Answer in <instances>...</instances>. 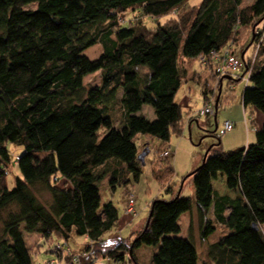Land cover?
I'll list each match as a JSON object with an SVG mask.
<instances>
[{"label":"trees","instance_id":"1","mask_svg":"<svg viewBox=\"0 0 264 264\" xmlns=\"http://www.w3.org/2000/svg\"><path fill=\"white\" fill-rule=\"evenodd\" d=\"M30 3L35 8H24ZM149 19L153 26L146 25ZM259 21L264 0H0V264L53 263L62 257L56 246L67 249L68 241L81 244L69 251L80 253L82 264H198L194 241L177 235L178 217L192 204L207 244L209 259L202 264H264V122L254 126L253 142L234 149H219L216 134L184 177L191 176L193 199L174 192L169 154L155 157L152 174L161 192L172 195L149 202L148 222L129 242L115 232L118 210L111 200L101 202L99 186L108 174L110 193L139 180L137 134L164 144L171 132H181L182 108L174 98L188 68H180L179 55L187 63L197 58L214 82L211 51L232 40L230 52H243L246 64L237 75L249 71L247 83L241 79L243 120L251 119L244 114L248 106L264 112V42L245 68ZM97 42L98 56L83 53ZM95 71L98 82L86 85ZM189 72L201 80L198 71ZM212 89L205 80L202 106L211 107ZM145 104L152 119L141 112ZM9 144L22 152L11 157ZM160 148L171 152L169 145ZM11 165L19 174L8 187ZM219 173L226 187H238L237 195L215 192L211 182ZM129 193L124 213L132 216L134 202L135 213L125 212ZM25 233L44 240L47 259L32 258L40 245L31 250ZM88 244L96 262L85 253ZM141 245L156 247L150 262H139L135 249Z\"/></svg>","mask_w":264,"mask_h":264},{"label":"rangeland","instance_id":"2","mask_svg":"<svg viewBox=\"0 0 264 264\" xmlns=\"http://www.w3.org/2000/svg\"><path fill=\"white\" fill-rule=\"evenodd\" d=\"M192 1H198V0H190ZM252 0H242V4L249 3ZM36 3H30L24 6V8H35ZM126 18H128L126 16ZM125 18V19H126ZM148 19V18H147ZM163 17L160 18L162 20ZM155 24L154 20H147V26H153ZM246 35V32L243 31L241 33V38L244 39V36ZM237 46V45H236ZM238 48V47H237ZM102 51V47L100 43L92 44L91 46L87 47L83 53L87 55L90 58L98 56V54ZM251 52V46L246 49V54L248 55ZM187 58L183 57L182 55H179L178 57V63L180 68L184 66L191 67L195 71H198L201 80L196 81L191 79L190 72L187 70V72L181 73V85L175 95V101L180 104L182 108V130L180 133L176 134L174 132L170 133L169 140L162 144L159 140L156 138H149V147H147V144H144L142 149L144 147L149 148L148 153L145 155L144 164L142 173L140 175V178L137 182H128L125 185H119L115 188L113 193L109 192V189L107 192L104 191L105 181L104 178L102 182L100 183V189H101V202L106 201L107 199L111 200L112 203L116 206L118 210V222L121 221V224H128L125 226L119 225V230L115 229L117 233L121 235L122 238H124L127 242L130 241V238L135 235V230H137L138 227H140L143 223L142 221L145 219L147 212H148V204L151 201V198L155 196V194L158 193L159 188V181L154 178L152 174V168L154 167L153 159L155 158V154H157V151H160L162 146L169 145V149L171 150V155L169 156V159L173 163L174 168V174L172 176V181L169 175L165 178H161L162 181L166 182L165 184L169 183V181L173 182V185L175 189L178 190V188H181V194L183 195H189L193 199V188H192V179L191 176H188L184 178L192 169L193 166L196 164L197 159L199 156H202L207 149V147L211 144L217 141V136H219V142L220 145H218V148L221 150H229L234 149L236 147L245 145V139L248 138L251 143L254 141L253 138V130L252 132H249V135L246 136L244 126L241 122H238L237 120L243 121V106L241 104L240 94L244 87V82L241 79H236L230 81L227 76L223 77L221 79V86L220 91L218 94V87L214 86V82L212 79L209 78V71L208 67L203 65L197 58L191 59L190 62H186ZM182 72V71H181ZM240 73V71L238 72ZM99 71H95L91 74L86 75L85 82L86 85L97 83L99 80ZM206 80L208 83V86L213 88L209 94L212 96V99L209 101V104L211 107L214 108V103L216 99V95H219L218 100L216 101V115L215 117L211 114H204L200 115L197 113V110L199 107L202 106L204 102V98L202 95V85L203 82ZM216 88V90H215ZM210 96V97H211ZM142 113H145L146 116L151 118V114L147 115V113H151V106L150 105H143L142 106ZM253 111V113L251 112ZM115 113H118L117 111ZM189 114L192 116L188 117ZM245 116L249 118L250 115L254 117V120L256 124H261L262 121H264V112L254 108V107H246L245 108ZM237 116V118H235ZM191 118V120H189ZM230 120L232 122H235L233 125V128L223 134L218 133V128L221 127L224 120ZM236 119V120H235ZM257 120V121H256ZM216 126V127H215ZM142 134H137L135 137V141L137 143H140ZM162 145V146H160ZM11 157H13L15 154H19L22 152L23 147L21 145H10L8 146ZM159 148V149H158ZM158 149V150H156ZM157 152V153H156ZM201 162V160H200ZM199 162V163H200ZM156 163V161H155ZM198 163V164H199ZM9 172L6 175V184L8 187H11L13 185V179L15 175L19 174V171L15 165H11L8 167ZM217 187L220 185L216 184ZM130 190L134 194V206L137 211L136 215L133 216L131 219H128L130 217L129 215H125L124 213V205H125V194L126 192ZM161 191V190H160ZM111 194V196H110ZM162 197L165 199H169L171 194L170 192H164L161 193ZM48 197V195L45 193L43 196H41L42 200H45ZM195 207V204H192V207L190 210H192ZM190 210L182 212L178 217V223L180 224V231L177 233V235L185 236L193 238L194 243L197 246V249L199 251L200 257L203 255V248L204 243L202 240L199 239V232H197V218L194 220L191 228H190ZM3 213L0 214V217ZM129 220V222H127ZM261 231L264 232V224L260 226ZM132 230V232H131ZM131 233V234H130ZM216 234V232H215ZM76 240H80L81 237H76ZM24 239L26 241V244L30 246L31 250H34V246H36L37 242L40 246H38V252L32 253V258L34 260H43L47 259L48 254L45 253V242L44 240L39 238L37 236V233H25ZM41 239V240H39ZM71 242V241H70ZM68 241L67 249L65 248H58L56 246L57 251H59V260H54L53 263L48 264H69L67 260H69V255L71 254L69 250H75L76 247L80 248L81 244L70 243ZM67 243V242H65ZM80 244V247H79ZM72 245V247H71ZM78 245V246H77ZM76 246V247H74ZM156 249V247L153 246H146L141 245L138 248L135 249V253L139 257L143 263L150 262L151 254ZM58 252H55L57 255ZM58 256V255H57ZM55 256V257H57ZM68 256L66 259L65 257ZM198 257V264H202V261ZM66 259V260H65ZM65 261L67 263H65Z\"/></svg>","mask_w":264,"mask_h":264},{"label":"built area","instance_id":"3","mask_svg":"<svg viewBox=\"0 0 264 264\" xmlns=\"http://www.w3.org/2000/svg\"><path fill=\"white\" fill-rule=\"evenodd\" d=\"M260 23L257 28H254L253 30V37H254V42H253V46H252V51L250 52L249 56H248V60H247V66H245L246 69H248V67H251V65L253 64V62L255 61L256 58V52L257 49L259 47V44L261 42H264V22H258ZM233 41L230 40L229 42H227V44L221 48V50L219 51H215L212 50L211 51V57L217 60V63L214 64V66L211 68V73L212 75L215 77V81L214 84L218 83V81H221V78L224 76H231V77H237V72L240 71L242 69V65L244 66V62L243 59L240 58V56L237 53H232L231 48L233 47ZM246 65V64H245ZM249 75V71L246 72V74L244 75H239L238 78L243 79V81L245 82V84L247 83V77ZM197 113L200 115H204V114H214V110L208 106V104H204L202 107H200L197 110ZM233 123L230 120H224L221 127L218 128V133L219 134H223L226 131H229L232 128ZM158 152V153H157ZM155 157L159 158V157H165L169 154V150L168 149H161L160 151H157ZM155 158V159H156ZM160 164V163H158ZM128 199H127V204L125 206V212L129 213V214H133L135 213L134 207H133V194L129 193L128 194ZM65 244V243H63ZM92 245L88 244L87 245V251H85V253L88 255V257L90 258V262H96L97 261V255L92 254L91 251ZM65 249V248H64ZM86 250V249H85ZM70 256H73V260H71L69 262V264H82V259H81V255L80 253L78 254H70ZM112 264H115L114 262H112Z\"/></svg>","mask_w":264,"mask_h":264},{"label":"crops","instance_id":"4","mask_svg":"<svg viewBox=\"0 0 264 264\" xmlns=\"http://www.w3.org/2000/svg\"><path fill=\"white\" fill-rule=\"evenodd\" d=\"M188 68V70H193L191 67L189 68V67H187ZM220 84V86H221V82L219 83ZM217 96V95H216ZM219 98V97H218ZM218 100V99H217ZM143 108V107H142ZM141 112H142V109H141ZM252 113H253V111H251ZM145 116H146V114L145 113H143ZM149 114V116H150V114H151V118H149L148 116V118L149 119H152L153 117H154V115H153V112H152V110H151V113H147V115ZM215 115H216V113H214ZM215 115H214V117H215ZM190 116H192L191 114H189V116L188 117H190ZM251 116V119H248L247 120V122H245L244 120L242 121V120H237L238 122H241L242 124H243V126H244V129H245V133H246V136H248L249 135V132H252L251 130H253V138H254V126H258V125H260V124H256V122H255V120H254V117L252 116V115H250ZM235 118H237V116H235ZM191 120V119H190ZM236 120V119H235ZM257 121V120H256ZM262 122H264V121H262ZM261 122V123H262ZM235 123V122H234ZM227 132V131H226ZM225 133V132H224ZM141 136V141H140V143H137L138 144V151H141L142 150V147L144 146V143H147L148 142V146L147 147H149V138L150 137H148V136H146V135H140ZM151 139V138H150ZM245 145L248 143V142H250V140L248 139V138H246L245 139ZM149 149V148H148ZM156 150H158V149H156ZM149 151V150H148ZM171 153L172 152H170L169 153V155H168V157L171 155ZM146 155V154H145ZM156 155V154H155ZM145 159V156H144V158H143V160ZM200 160H202L201 159V156H199L198 157V159H197V162H196V164L193 166V168L196 166V165H198V163L200 162ZM169 161L171 162V164H172V166H173V163H172V161L169 159ZM145 162V161H144ZM143 164H141V166H142ZM142 170H143V166H142ZM109 175V174H108ZM105 176V179L107 180V178L109 177V176ZM154 176V175H153ZM155 178V177H154ZM102 182V181H101ZM212 187H213V189L215 190V192H217V193H219V194H228V195H230V196H235V195H237L238 194V192H239V189H238V187H234V188H228V187H226V185H225V177H224V175L223 174H221V173H219V175L217 176V178L216 179H213L212 180ZM216 184H218V185H220L219 187H217L216 186ZM105 185H106V181H105ZM104 188H105V192H107V190L108 189H106V187L104 186ZM159 188H160V185H159ZM192 188H193V186H192ZM175 189V188H174ZM160 190H161V188H160ZM160 190H158V193L157 194H155V196H153L152 198H151V200L153 199V198H155V197H160L162 194V192L160 191ZM174 192L175 193H180L181 192V188L179 187L178 188V190L177 189H175L174 190ZM181 194V193H180ZM172 195V194H171ZM110 196H111V194H110ZM107 200H109V199H107ZM148 206V205H147ZM190 228H191V226H192V224H193V222H194V220L197 218V214H196V208L194 207L192 210H190ZM136 213H137V211H136ZM126 215V214H125ZM136 215V214H135ZM135 215H132V216H130V217H128L127 215V217H128V219H131L133 216H135ZM212 216V213H211V211H210V213H209V216L208 217H211ZM134 218V217H133ZM146 219V218H145ZM145 219L142 221V225L140 226V227H138L137 228V230H135V233L137 232V231H139L142 227H143V225H144V223H145ZM197 220V232H199V239L201 240V238H200V230H199V224H198V219H196ZM127 222H129V220L127 221ZM129 224V223H128ZM128 224H126V223H124V224H121V221H117V223H116V229L117 230H119V225H122V226H125V225H128ZM181 228V227H180ZM118 232V231H117ZM131 232H132V230H131ZM131 234V233H130ZM133 237V236H132ZM130 239H132V238H130ZM192 240H193V238H191ZM195 246H196V244H195ZM206 247H207V244L206 243H204V248H203V255H202V257H200V254H199V251H198V249H197V246H196V249H197V252H198V257H200V259H201V261H208V259H209V257H208V254H207V250H206Z\"/></svg>","mask_w":264,"mask_h":264},{"label":"water","instance_id":"5","mask_svg":"<svg viewBox=\"0 0 264 264\" xmlns=\"http://www.w3.org/2000/svg\"><path fill=\"white\" fill-rule=\"evenodd\" d=\"M252 37H253V35H252ZM242 54H243V52L240 54V57H242ZM219 91H220V84H219V88H218V94H219ZM218 94H217L216 99H215L214 108L216 107V101H217V99H218ZM215 127H216V126H215ZM147 153H148V148H147V147H144L141 151L138 152V154H137V159L141 162V164H144V160H143V158H144L145 154H147ZM206 153H207V149L205 150V152H204V154H203V156H202V160L204 159ZM189 174H190V173H188V175H189ZM148 218H149V215H148V217L146 218L145 225H146L147 222H148ZM252 226H253L254 228H257L256 223H252Z\"/></svg>","mask_w":264,"mask_h":264},{"label":"clouds","instance_id":"6","mask_svg":"<svg viewBox=\"0 0 264 264\" xmlns=\"http://www.w3.org/2000/svg\"><path fill=\"white\" fill-rule=\"evenodd\" d=\"M241 58V57H240ZM225 77V76H224ZM228 77V76H227ZM238 79H240V78H238ZM221 82V81H220ZM214 113H215V111H214Z\"/></svg>","mask_w":264,"mask_h":264}]
</instances>
